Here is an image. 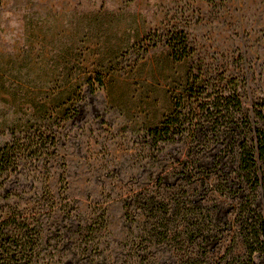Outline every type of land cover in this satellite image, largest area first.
I'll return each instance as SVG.
<instances>
[{
    "label": "rangeland",
    "instance_id": "rangeland-1",
    "mask_svg": "<svg viewBox=\"0 0 264 264\" xmlns=\"http://www.w3.org/2000/svg\"><path fill=\"white\" fill-rule=\"evenodd\" d=\"M234 90L262 129L264 0H0V149L17 156L0 218L32 221L33 264H233L249 191L206 178L215 138L196 126ZM176 114L185 131L155 144Z\"/></svg>",
    "mask_w": 264,
    "mask_h": 264
},
{
    "label": "trees",
    "instance_id": "trees-1",
    "mask_svg": "<svg viewBox=\"0 0 264 264\" xmlns=\"http://www.w3.org/2000/svg\"><path fill=\"white\" fill-rule=\"evenodd\" d=\"M170 48L174 57L182 61L188 51L186 38L181 36L176 38ZM98 82L100 85L101 81ZM196 86L201 89L202 83L199 81ZM206 99L207 102L201 105L207 112L206 121L203 125L196 126L201 133L205 126H211L206 129L215 138L213 145L215 153L206 178L211 174H226L228 180L231 178L234 184L240 186L238 191H244L241 185L249 191L246 197L248 203L251 199L249 204L240 207L236 217L244 252L241 257L232 259L233 264H264V209L255 207V193L258 192L261 194L264 208V109L257 111V117L262 122V129H259L244 114L236 90L226 96L216 95ZM183 102L179 101L175 111L183 108ZM55 114L61 118L65 116L62 107H58ZM180 118L181 114L171 115L161 125L150 130L155 144L168 142L178 132L181 134L185 131ZM9 150L7 147L0 149V180L3 176H8L9 170L17 161V156ZM232 175L235 176L234 179ZM163 213L167 214V212ZM161 223L162 221L159 222L162 226ZM163 229L165 231L160 237L166 239L170 231L165 227ZM192 239L196 238L192 237ZM40 243L41 239L28 218L14 211H8L1 216L0 264H33Z\"/></svg>",
    "mask_w": 264,
    "mask_h": 264
}]
</instances>
